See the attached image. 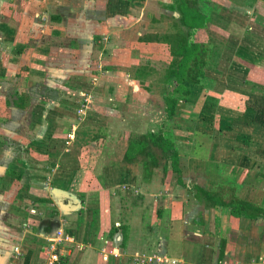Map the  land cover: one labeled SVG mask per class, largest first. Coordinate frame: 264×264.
Listing matches in <instances>:
<instances>
[{
	"label": "crops",
	"instance_id": "crops-1",
	"mask_svg": "<svg viewBox=\"0 0 264 264\" xmlns=\"http://www.w3.org/2000/svg\"><path fill=\"white\" fill-rule=\"evenodd\" d=\"M55 2L0 0V264H49L51 252L52 264H264V217L206 202L264 206V80L248 84L234 62L264 54V0L243 16L226 4L210 13L195 39L216 44L218 77L193 87L186 114L170 120L169 83L145 66L162 62L164 72L171 56L156 36L187 29L174 23L178 11L167 16L175 0ZM29 9L31 36L18 32ZM44 20L58 26L45 33ZM229 89L245 95L244 113L221 102ZM23 115L33 137L18 143ZM160 130L173 132L178 171L149 143L156 161L144 180L145 154L127 157L129 141Z\"/></svg>",
	"mask_w": 264,
	"mask_h": 264
},
{
	"label": "trees",
	"instance_id": "trees-1",
	"mask_svg": "<svg viewBox=\"0 0 264 264\" xmlns=\"http://www.w3.org/2000/svg\"><path fill=\"white\" fill-rule=\"evenodd\" d=\"M243 2L247 8H241V12L246 15L248 14L247 9H251L250 7L253 6V3L252 0H244ZM174 3V7L180 13L181 24L187 28L186 31L156 36L158 41L167 43L171 56L169 65L162 74V79L169 83V90L163 97V110L166 120H170L174 116L186 114L185 103L189 101L190 97L196 95L193 87L202 89L211 88L214 79L218 77L212 72V66H214L217 58L216 44H213L209 40H196L195 35L198 30L206 29L209 26L210 13L212 11H218L221 7H225L212 4L208 10H205L202 5L200 6L194 0H175ZM202 3L204 2L202 1ZM228 9L232 10L233 6L228 7ZM253 15L255 17H262L257 9L253 10ZM249 54L246 56L248 60H242L236 54L234 62L243 64L248 84L255 81L262 82L264 77H261L257 73L264 72V54L257 55L251 52ZM245 101L246 97L242 92L230 89L226 90L221 98V102L240 110L238 115L246 111L247 106ZM172 133L160 130L157 133H148L142 139L129 141L126 151L127 157H134L139 153L145 154L142 175L144 180L150 178L149 171L151 170H149L148 161L152 163L156 161L152 150L148 149L149 143L167 152V158L172 169L178 171L176 167L178 156L174 147ZM195 187L198 188L197 186ZM206 202L210 205L218 204L230 207V212L233 216H244L247 218L264 217V206L243 198L232 196L228 201L223 202L218 195L209 194Z\"/></svg>",
	"mask_w": 264,
	"mask_h": 264
},
{
	"label": "rangeland",
	"instance_id": "rangeland-1",
	"mask_svg": "<svg viewBox=\"0 0 264 264\" xmlns=\"http://www.w3.org/2000/svg\"><path fill=\"white\" fill-rule=\"evenodd\" d=\"M75 1V0H74ZM195 2L197 1V4H199L200 6L202 5V7H203V9H205V10H208L210 7H211V5L212 4H218V6L220 7L221 5H223V4H226L227 6H229V7H231V6H233V10L234 11H236L237 12V14L239 15V14H241L242 12H241V8H246V7H241V5H242V0H194ZM202 1L204 2V3H202ZM58 6H59V0L57 1L56 0V2H55ZM54 3V4H55ZM174 5H175V3L174 2H172V4L171 5H167V11H168V14H167V16H170V14L171 13H173L174 11H178V9H176L175 7H174ZM44 9H47V8H44ZM169 10H171V11H169ZM28 11V14H27V20H25V21H23V23L20 25V26H18V32L19 33H21V34H26V35H29V36H31V35H33V34H35V30L37 29V23L36 22H32L31 23V21L30 20H28L31 16H35V14H31L32 12H31V10L29 9V10H27ZM33 11L34 12H36V11H39V13H40V15H42V10H41V8H37L36 6L35 7H33ZM53 11V10H52ZM59 11V9H57V12ZM74 11V10H73ZM72 11V12H73ZM75 11H77V9L75 10ZM30 12V13H29ZM68 12H70V11H68ZM179 12V11H178ZM53 13H55V11H53ZM52 14V13H51ZM242 15V14H241ZM173 17L175 16V15H172ZM236 16V15H235ZM243 16V15H242ZM172 17V18H173ZM241 17V16H240ZM36 20V19H35ZM234 20V22H232V24L233 25H235V26H237V27H240L239 25V23H237L236 21L238 20H236V19H233ZM42 22H45V20L44 21H42ZM245 22L247 23L248 22V24H250L251 22L249 21V20H245ZM174 23L176 24H178V26H180V24H181V22H180V17L179 18H177V20H174ZM53 25H55V26H58V24H53L52 23V21H48L47 20V22H45V23H43V28L45 29L44 30V32L45 33H47V32H50L51 30H53L52 29V27H53ZM182 25V24H181ZM223 25H224V23H223V21L222 22H218V27H215V29H213V30H210V32H212L211 34H217V35H221L220 34V32H218L219 30H224V28H222L223 27ZM55 29H58V28H55ZM181 30H179V31H181V32H185V29H182V28H180ZM47 30V31H46ZM198 32V31H197ZM206 33H209V30H207L206 31ZM196 36H197V33H196ZM165 43V42H164ZM166 49H167V51H168V54L170 53V51H169V47L166 45ZM65 57V56H64ZM66 58H68V59H70L71 58V56H66ZM169 58H170V54H169ZM61 59H63V58H61ZM57 60V59H56ZM56 60H50L49 62H50V65L53 67V66H55V65H57V61ZM68 62V61H67ZM162 65H163V63L162 62H157V63H155V67H152V66H145L146 68H150V70H146V71H148V72H145V73H147L148 75H149V78L151 79H159V78H161L162 77V74H163V71H162ZM169 65V64H168ZM162 71V72H161ZM74 74V73H73ZM72 75V74H71ZM69 75H68V73H67V75H66V78L68 77ZM53 79V78H52ZM65 79V78H64ZM56 80V79H55ZM58 80V79H57ZM45 82V81H44ZM13 95H16V97H20L21 95H18V94H13L12 92H10V97L12 98V100L14 99L13 97ZM38 95V94H37ZM23 100H25V101H27V97H25V98H23ZM13 104H14V106H16V103H14L13 102ZM81 104V103H80ZM82 104L83 105H88V103L84 100V101H82ZM4 108V111H5V113L6 112H13V106H11L9 103L5 106V107H3ZM14 113H16V111L14 112ZM14 116H15V114H14ZM21 121H22V123H21V130H19V132H25L23 135H20V137L18 138V143H25L30 137H33L32 136V133L29 131V128H28V120H27V116L26 115H23V117L21 118ZM35 122H38L37 120H35ZM9 124H11V123H9ZM9 124H3L4 125V128H6L7 130H11L10 128H9ZM36 125V124H35ZM13 126V125H12ZM22 128H24V130L22 129ZM27 132H26V131Z\"/></svg>",
	"mask_w": 264,
	"mask_h": 264
},
{
	"label": "built area",
	"instance_id": "built-area-1",
	"mask_svg": "<svg viewBox=\"0 0 264 264\" xmlns=\"http://www.w3.org/2000/svg\"><path fill=\"white\" fill-rule=\"evenodd\" d=\"M64 239V233L62 230H59L54 237L49 238V247L52 250H55L57 247V244ZM59 260L58 254L56 252H51L50 254V260L49 264H52L53 262Z\"/></svg>",
	"mask_w": 264,
	"mask_h": 264
},
{
	"label": "water",
	"instance_id": "water-1",
	"mask_svg": "<svg viewBox=\"0 0 264 264\" xmlns=\"http://www.w3.org/2000/svg\"><path fill=\"white\" fill-rule=\"evenodd\" d=\"M53 192H56V190H53Z\"/></svg>",
	"mask_w": 264,
	"mask_h": 264
}]
</instances>
